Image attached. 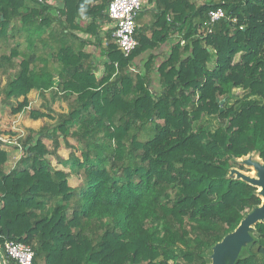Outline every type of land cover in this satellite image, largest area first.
Returning <instances> with one entry per match:
<instances>
[{"label": "trees", "instance_id": "1", "mask_svg": "<svg viewBox=\"0 0 264 264\" xmlns=\"http://www.w3.org/2000/svg\"><path fill=\"white\" fill-rule=\"evenodd\" d=\"M111 1L0 0L3 104L21 113L36 90L68 109L29 111L54 122L27 130L8 172L0 151V249L23 243L32 264H205L202 255L260 204L254 188L226 176L233 157L258 151L264 161V0H147L151 36L137 31L125 58L108 30L97 80L88 43L73 32L97 38ZM219 9L224 18L209 24ZM165 44L160 63L140 57ZM235 90L244 92L238 110L227 106ZM60 140L80 169L78 187L51 164H64ZM256 230L236 264H264V224Z\"/></svg>", "mask_w": 264, "mask_h": 264}, {"label": "water", "instance_id": "2", "mask_svg": "<svg viewBox=\"0 0 264 264\" xmlns=\"http://www.w3.org/2000/svg\"><path fill=\"white\" fill-rule=\"evenodd\" d=\"M223 101L220 102V113ZM235 166L229 168L226 179L241 181L255 189L260 200L245 213L236 228L215 242L203 255L205 264H236L248 256L250 247L257 241L256 225L264 224V161L258 151H250L240 158L233 157Z\"/></svg>", "mask_w": 264, "mask_h": 264}, {"label": "crops", "instance_id": "3", "mask_svg": "<svg viewBox=\"0 0 264 264\" xmlns=\"http://www.w3.org/2000/svg\"><path fill=\"white\" fill-rule=\"evenodd\" d=\"M152 7L153 6L150 5L146 1V4L143 6L142 11L139 13L138 18H137V23L139 25L138 33H141L143 31L149 32V36H151L150 29L152 28V20L154 19V15L150 11V9H152ZM107 16H108V14H107ZM108 20L109 21L107 23H102L100 25V27L98 29L97 38H94V37L88 35L87 33L83 32V31H74L73 32L74 35H76V37L79 40L84 41L85 43H88V45H86V47H85V52L92 53V55L94 56L95 66H97L96 71H95V77L97 80L103 76V73L105 71L104 63L106 62V58L102 55V50L105 51V49L109 46V40L106 38V34H107L108 30L113 31V23H111L109 18H108ZM110 38H111L110 43H112L113 45L114 44L116 45V43L112 37V34H111ZM98 39H100V42H98ZM173 39H174V37H173ZM116 49L118 50L117 45H116ZM168 50H169V45L165 44V45L161 46L157 51H155V50L149 51L148 50L147 52L142 53V55L140 57L145 59L146 56L153 54L157 57L156 62L160 63L164 59V57L167 55ZM27 99H28V107L24 111L29 110L28 109L29 106L31 107V109L39 111L40 113H45V114H50L47 112L48 111L47 109L49 107V108H51V111H53V113H51L52 116L57 114L56 112L66 113L68 111L67 105L65 104V102H63L61 100H57L54 103H50V93H46L45 98L43 99L38 91L33 90L28 94ZM20 101H22V100H20ZM56 103H59L62 105V108H63L62 111L55 110V104ZM12 119L14 121L9 124V126L7 127V130L16 129L17 126H20L22 128L21 130L24 132V137L27 135L28 129H31L34 131H39L41 129V127L44 124H46L47 122H49L48 124H52L54 122L53 120H50L46 117L40 118L37 120H33V119H31L29 113H27L24 117L19 118L20 120H18L16 118H12ZM25 133H26V135H25ZM68 143H69V145L74 146L75 148H78L77 144L75 142H73L71 139H68ZM60 149H62V150L68 149L69 151L71 150L65 146V144L62 140H60V148L58 150V154L61 157L65 158L61 154ZM77 152L80 155V151L79 150L76 151V154L78 155ZM60 166H56L55 168L62 170ZM65 171H69V170H65ZM69 179H71V178H69ZM78 186H74V187H78Z\"/></svg>", "mask_w": 264, "mask_h": 264}, {"label": "built area", "instance_id": "4", "mask_svg": "<svg viewBox=\"0 0 264 264\" xmlns=\"http://www.w3.org/2000/svg\"><path fill=\"white\" fill-rule=\"evenodd\" d=\"M147 0H112L108 7V18L113 23L112 37L117 45L118 51L125 57H129L138 46L136 39L139 25L137 18ZM224 18V13L219 9L208 13V23L214 24ZM16 130V129H14ZM17 132V130H16ZM20 135L5 137L0 135L3 145H12L22 152L20 139L24 138V132ZM34 253L31 248L23 243L7 240L0 249V262L6 264L7 260H13L17 264H32ZM6 261V262H5ZM1 264V263H0Z\"/></svg>", "mask_w": 264, "mask_h": 264}, {"label": "rangeland", "instance_id": "5", "mask_svg": "<svg viewBox=\"0 0 264 264\" xmlns=\"http://www.w3.org/2000/svg\"><path fill=\"white\" fill-rule=\"evenodd\" d=\"M196 4H201L206 2L207 0H191ZM56 6L60 7L61 4L56 3ZM16 62H19V60L17 59ZM0 135H3L5 137H13V139H15L16 137H18L20 135V130L22 129L20 126L16 127V130L14 129H9L7 130V127L9 126L10 123H12L14 120L12 118H16L18 120H20L19 118L24 117L27 113H29L28 111H30L31 107L29 106V110L23 111L21 113H17V114H12L11 113V108L5 104H3V95L1 94V89L4 87V85L6 84L7 78L5 76H1L0 78ZM244 96V92L242 90H235L234 91V96L232 99H230L228 101L227 106L228 107H232L235 110L239 109V106L241 104V102L243 101L242 97ZM224 105V103H223ZM55 110H60L62 111V105L59 103L55 104ZM36 111V110H35ZM58 113V112H56ZM11 119V120H10ZM202 122L208 121L210 123V128L213 130L215 128L218 127V121L216 119H214L213 117H207V116H203V118L201 119ZM17 123V122H16ZM49 123V122H47ZM26 135V133H25ZM46 144V146L48 148L51 149V143L48 141L44 142ZM0 151L4 152L7 154L8 160L7 162L4 164L3 169L5 172H8L9 170H11V168H13L14 164L16 163V161L20 158L22 152H20V150H17L14 148V146L12 145H4L2 147H0ZM61 154L65 157L64 159V164L61 165V169L62 170H69L66 172H69L71 175V179L68 180V185L70 187H74V186H78L81 184L82 178H81V172L80 169H78L77 166H72L71 165V161L69 159L71 150L69 151L68 149H60ZM78 153V152H77ZM76 154V152H75ZM77 157L80 158V155L78 153V155L76 154ZM51 164L53 167H56V163L52 160L51 158ZM1 264H3V261L0 262Z\"/></svg>", "mask_w": 264, "mask_h": 264}]
</instances>
